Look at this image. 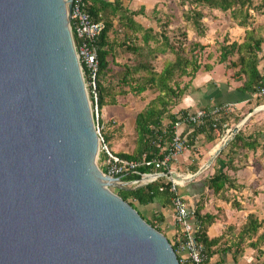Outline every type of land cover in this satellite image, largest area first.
Masks as SVG:
<instances>
[{"label":"water","instance_id":"95a60500","mask_svg":"<svg viewBox=\"0 0 264 264\" xmlns=\"http://www.w3.org/2000/svg\"><path fill=\"white\" fill-rule=\"evenodd\" d=\"M72 5L0 0V264H180L167 236L110 189L132 183L100 169Z\"/></svg>","mask_w":264,"mask_h":264},{"label":"trees","instance_id":"16d2710c","mask_svg":"<svg viewBox=\"0 0 264 264\" xmlns=\"http://www.w3.org/2000/svg\"><path fill=\"white\" fill-rule=\"evenodd\" d=\"M131 0H84L85 10L97 22L104 24V29L96 41L98 49V71L96 74V89L89 88L91 100L94 103V94L97 95L98 114L106 106H116L120 97L128 95H142L148 91L156 95L147 106L138 112L135 117V130L137 133V148L132 154L116 153L115 155L127 161L138 163L137 171L140 174H126L122 178L125 182L141 181L142 175L151 173H168V169H156L154 161L161 160L171 149L175 136V125L189 113L190 109L176 110L182 103L188 90L192 88L193 81L201 70L211 71L212 65L201 62V53L205 46L201 42L189 41L186 32H178L179 36L171 37L168 32V19L164 22L160 16L148 17L155 26L145 25L139 18L145 15V8L131 9ZM133 1V0H132ZM158 0L154 9L161 10L163 2ZM184 0H181L183 2ZM189 8L183 12L182 18L186 27L191 26L200 38L205 36L207 27L203 19L205 15L202 8L216 10L229 15L231 21L236 22L245 29L243 41L223 45L220 64L227 62L228 58L237 55V60L230 63L233 68H238L235 76L239 78L242 85L236 89L237 95L250 105H264V95L260 92L264 88V62L263 46L264 37L259 35L258 29L251 28V21L254 12H262L264 0L261 5L255 6L254 0H187ZM128 2V4H127ZM185 5L186 3H182ZM165 18V17H164ZM163 23V24H162ZM158 24H160L158 26ZM76 39V37H75ZM160 55H168L163 61V67L157 69L154 62ZM169 56H172L170 58ZM210 58V55L208 56ZM188 80L187 83H185ZM211 87H214L212 84ZM215 88V87H214ZM227 86H221L218 94L223 93ZM230 104L216 99V105H203L201 110L207 111L208 116L199 124L186 125L183 136L188 141V150L195 151V145L200 139L205 138L208 143H214L227 131L232 123H241L245 116L237 117L232 114ZM228 107V108H227ZM218 109L217 113L213 110ZM228 110V111H227ZM253 112V109H250ZM96 118V117H95ZM99 123L101 125L100 119ZM103 136V126H101ZM248 136L239 131L234 139L221 151L214 168V174L207 179L209 191L214 196L229 202L232 188L239 191L238 181L232 179L229 171L233 169V161L223 158L237 155L239 152H252L261 150L259 159L264 158V133L262 130ZM263 134H262V133ZM202 136V138H200ZM105 143L109 137H104ZM221 143V142H220ZM108 147V145H107ZM100 162L107 159L108 155L101 150ZM198 152V151H197ZM243 153V154H246ZM242 154V155H243ZM194 155V154H193ZM248 158V155H243ZM200 153L199 159L190 158L186 164V171L189 174H197L201 168ZM174 161V160H173ZM172 161V162H173ZM102 171L106 169L100 168ZM234 180V181H233ZM236 181V184H235ZM171 182L165 177H160L153 182L139 185L132 190H117V194L128 202L136 210V204L145 208L153 205L151 217L142 216L147 223L167 236L175 248L180 231L165 234L169 211H173V193L170 191ZM228 192V193H227ZM256 192V191H255ZM237 193V192H236ZM234 202L233 206L237 207ZM201 207L195 212L196 221L200 230L196 233L198 241L205 246L206 255L211 257V247L221 239L209 240L206 235V226L214 222L215 217L207 214L201 215ZM138 211V210H137ZM205 224V225H204ZM263 223L254 214L248 216L247 222L242 227L238 236L236 254L243 257L244 246L258 249L261 240L264 239V231L256 241L253 238L259 233ZM235 260L236 257L234 258ZM264 264V263H263Z\"/></svg>","mask_w":264,"mask_h":264},{"label":"rangeland","instance_id":"374dc122","mask_svg":"<svg viewBox=\"0 0 264 264\" xmlns=\"http://www.w3.org/2000/svg\"><path fill=\"white\" fill-rule=\"evenodd\" d=\"M261 1L262 0H254V5H261ZM182 3L186 4L183 5ZM129 4L128 5L131 9L137 10L144 5L148 7V9L145 8L146 16H141L139 18L145 25H150L151 27L155 26L156 22H151L148 17L157 18L158 16H160L164 22H167L168 19L167 23L169 26L167 28V32L172 38L176 37V35L179 36L178 32L183 31L187 33L189 41L201 42L203 46H205V49L199 52L201 53V62L203 63V65L206 63L212 65L213 68L211 71L215 73V77L213 76V78L209 82H206V84L202 85L197 89L193 87L190 88L186 95H201L199 99L200 101L201 99H203V95H220L217 93V91H219V89L223 85H227V90H231L233 95H237L236 89H238L242 85V82L239 78H237V76L239 75L235 76L238 72V68H233L232 66H230V63L237 60V55L235 54L233 56H230L227 62H225L224 64H220L219 62L222 54L223 45H229L235 41L241 43L245 35V29L240 27L236 22L231 21L229 15L216 10L202 8L203 13L205 15L203 22L207 27V30L205 36L200 38L196 35V32H194L191 26L186 27V22L182 18L183 12L189 8V3L187 0H184L183 2H181V0H166L165 2H163L162 7H159V9L161 10L154 9L155 0H131V2L129 1ZM159 25L160 24H158V26ZM250 27L258 29L259 35L264 37V9L260 13L254 12V18L251 21ZM209 55L210 58H208ZM261 55H264V46L263 53H261ZM169 57L172 58V56ZM166 58H168V55H160L158 59L154 62L155 67L157 69H161L163 67V61ZM263 65L264 62L261 63L260 67L262 68ZM200 72H202L201 74H204L205 70L203 69ZM185 81V83H187L188 80ZM212 84H214L215 88L211 87ZM155 96L156 95H154L152 92L148 91L139 96L128 95L125 97H120L116 106H106L99 111L98 115L101 122V126H103V136L109 137V142H107V145L112 154H132L135 151V149L137 148L138 138L135 130L136 114L143 110L150 102V100L153 99ZM89 97L94 118L96 117L95 120H97L96 113L98 112V110L96 106L92 104L90 94ZM231 103L229 108L227 107L228 110L231 108L230 112L232 114L237 117L245 116L243 119H247L245 124H243L240 129L241 131H243V134L245 136H248L253 133H258L257 131L259 130H262L264 133V105L256 107L255 101L254 105H250L246 102V100L243 101L241 99L238 101L234 100ZM259 108L261 109L254 112ZM200 109L201 104L199 103L198 107L193 110L196 111ZM250 109H253L252 113L250 112ZM236 126V123H232L230 128L225 131L222 137L219 138L213 144L208 143L205 138H202L197 143H195V145L200 148V151L203 154V158L201 159L203 163H207L213 157V154H211L213 148L216 146V144L223 142L224 139L229 137ZM181 132H183V130H181ZM186 141V150H188V141L190 142V140L186 138ZM261 142L264 145V142ZM243 153L239 152L237 155H231L227 158L225 157V155H223V158L226 161H229L228 159H231L233 161V169L227 170V172L229 171L230 175H233L234 173V176H236V174H239L240 177H237V179L241 180V183H239V191H237V193L233 192L230 194V200L228 203L231 202L232 205L234 202L238 203L237 207L235 206L238 209H233V212L239 215L234 218L235 221L239 223L238 226L242 225L243 227L244 222H247L248 216L250 214H254L257 219L263 223V226L259 230V233L255 236V238L252 239V241H256L260 237L261 233H263L264 231V158L259 159V154L261 153V150L255 154H253L252 152L246 153L248 155L247 159L243 157V155H246ZM100 154H102L101 149ZM217 159L218 157L213 161L212 165H210L204 172H202L196 177H200V179L202 177V179L205 180L211 177L215 172L214 169L216 168L214 167L216 165ZM174 162L175 161L171 162V164H173ZM172 167L173 169H175L174 165ZM181 174L183 176L189 175L185 168H183V171L182 173H180V175ZM141 178L143 180H141L139 183L130 184L126 187L134 189L139 185L147 183V179H144L143 177ZM255 184L258 185L256 188L253 187ZM110 189L117 194L116 191L118 189L113 187H111ZM151 207H158V205H151L145 208L136 204V208L138 212L142 214V216L150 217L149 215H147V209L150 210ZM172 214H169L167 218V223L169 227H165V234L170 233V231L174 229V225L172 224L174 221V216H172ZM248 248L247 250H249ZM245 255L251 260V264H263L264 239L261 240V242L259 243L258 249L251 248L250 251L247 252Z\"/></svg>","mask_w":264,"mask_h":264},{"label":"built area","instance_id":"2783aa9c","mask_svg":"<svg viewBox=\"0 0 264 264\" xmlns=\"http://www.w3.org/2000/svg\"><path fill=\"white\" fill-rule=\"evenodd\" d=\"M70 28L74 40L75 50L78 61L80 63L86 87L96 89V74L98 71V49L96 41L101 35L104 24L95 21L85 10L84 0H73ZM76 37V39H75ZM264 95V88L260 92ZM94 103L96 106L97 95L94 94ZM93 104V102H92ZM97 108V106H96ZM219 110H213L217 113ZM95 120L96 129L100 137V149L104 150L108 157L103 162L105 175L110 177H123L126 174H140L137 171L138 163L127 161L112 154L107 147L101 133V125L99 123V115L96 113ZM208 116L205 110H196L189 113L175 125V136L171 145V149L161 160L154 161L156 169L166 168L168 173H151L142 175L147 182H153L160 177H165L171 182L170 191L173 193V211L174 224L179 229L180 235L175 245V252L178 256L180 264H206L207 255L205 246L198 241L196 233L200 230V225L196 221L195 212L191 210L185 199L179 194L181 182L174 180L172 177L171 162L181 155L186 149V137L183 136L181 128L186 125L199 124ZM158 174H161L160 176ZM140 181H132V184H137Z\"/></svg>","mask_w":264,"mask_h":264},{"label":"crops","instance_id":"0c3cea01","mask_svg":"<svg viewBox=\"0 0 264 264\" xmlns=\"http://www.w3.org/2000/svg\"><path fill=\"white\" fill-rule=\"evenodd\" d=\"M157 2L158 0H155L154 7L157 4ZM146 9H148V7H146ZM201 73L202 72H200L193 81L192 84L193 88L197 89L202 85L206 84V82H209L213 78V76L215 77V73L212 71L207 72L205 70L204 74ZM227 89H223V93H221V95H217V96L203 95L202 97L203 99H201L200 101L199 99L201 95H185L182 100V103L178 108H176V110L178 111L181 109L193 110L198 107L199 103L201 104V106L203 105L214 106L216 105L217 98H220L223 102L229 104L234 100L237 101L240 99L242 100V97H240L241 95H233L232 91L231 90L228 91ZM185 128L186 126L181 128V130H184ZM200 138H202V136H200ZM221 143L216 144V146L211 151V154L214 155V153L222 146L223 143L222 144ZM200 153L202 152L200 151L199 147L196 148L195 151L185 150L181 155H179L176 158L175 162L171 164V170L173 172L175 171V173L176 172L179 174L182 173L183 168L185 169L187 168L184 167L187 166L184 164H186L187 161H189V159L192 157L195 159H199ZM203 164L205 163L201 161V167ZM173 165L175 166V169H173L172 167ZM234 175H235L234 173L233 175H230L231 178L232 179L236 178L238 184L241 183V180L237 179V177L239 178L240 175L239 174H236V176ZM257 186L258 185L255 184L253 187L256 188ZM178 190H179V194L185 199L191 210L195 211L198 207H201L202 208L201 215L203 217L207 214L213 215L215 217L214 222L206 226V235L209 240L218 239V238H220L221 240L216 245L211 247V257H209V259L207 257L206 264H251V260L245 255L251 249L248 248L247 245L249 242H247L246 245L244 246L245 253H243V257L240 256L241 254L239 255L235 253V250L237 249L236 246L239 242L238 236L242 229L241 228L242 225L238 226L239 223H237L234 219L239 215L234 213L233 209L235 208L237 210L238 208L234 207L231 202L228 203L227 201L222 200L219 196L212 195L208 189L207 180L202 179V177L201 179L200 177L193 178L191 181L182 184ZM229 192L236 193L237 191H235V188H232ZM147 212H148L147 215L151 217L154 212L153 208L151 207L150 210L147 209ZM169 214H172V216H174V211L169 210ZM172 224L174 225V229L170 231L171 235L175 232L176 233L178 232L177 230L178 228L175 226L174 221ZM166 227H169L168 223ZM247 248L249 250H247ZM235 257L237 260L234 259Z\"/></svg>","mask_w":264,"mask_h":264},{"label":"bare ground","instance_id":"6f19581e","mask_svg":"<svg viewBox=\"0 0 264 264\" xmlns=\"http://www.w3.org/2000/svg\"><path fill=\"white\" fill-rule=\"evenodd\" d=\"M227 138H228V137H227ZM227 138H226V139H227ZM226 139H224L222 143H224ZM222 145H223V144H222ZM179 177H180V178H179V182L182 183V182H184L185 179H188V177H190V176H189V175H185L184 177H182V176H179Z\"/></svg>","mask_w":264,"mask_h":264}]
</instances>
